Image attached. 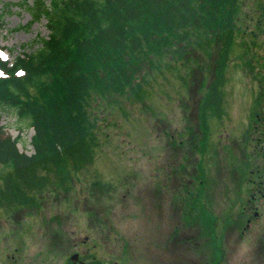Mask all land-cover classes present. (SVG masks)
<instances>
[{"label":"rangeland","instance_id":"obj_1","mask_svg":"<svg viewBox=\"0 0 264 264\" xmlns=\"http://www.w3.org/2000/svg\"><path fill=\"white\" fill-rule=\"evenodd\" d=\"M32 2L0 0V54L9 60L35 50L49 34L46 18L30 23L27 4ZM253 2L247 0L246 11ZM256 31V36L247 35L248 40L255 37L256 43L246 55L238 38L226 72L225 114L208 117L205 152L200 142L201 101L215 78L221 40L212 43L209 55L200 47L184 45L187 50L181 59L167 54L157 68L143 64L138 72L142 87L136 91L138 96L132 90L127 96H116L115 101H96L100 144L94 164L78 174L81 178L74 177L73 184L69 181L67 191L48 190L40 206L0 213V264H70L71 254L85 251L89 244L103 245L114 261L120 258L122 245L114 237L123 234H136L137 239L147 236V240L152 235L173 236L176 264H188L187 258L194 254L187 250L185 237H198L201 232L194 229L199 226L205 235L211 234L207 222L198 217L203 211L199 203H191L198 190L214 213L222 216L217 234H226L231 241L224 263H252L260 255L256 248L264 236V215L253 218L245 233L244 223L235 231L228 221L232 217L237 222L240 197L253 187L243 186L238 167L247 160L251 167L264 164L261 156H251L255 147L264 146V123L249 127L262 90L257 72H264V32ZM244 59L252 61L253 70ZM262 97L259 112L264 117ZM0 114L5 132L20 138V151L32 154L34 128L29 120L20 119L16 110L5 105L0 106ZM201 161L206 175L199 169ZM259 204L264 209V198ZM87 235L96 238L84 242ZM108 235L112 236L109 241ZM147 251L143 250L147 253L144 259Z\"/></svg>","mask_w":264,"mask_h":264},{"label":"trees","instance_id":"obj_2","mask_svg":"<svg viewBox=\"0 0 264 264\" xmlns=\"http://www.w3.org/2000/svg\"><path fill=\"white\" fill-rule=\"evenodd\" d=\"M246 6L247 0H33L27 4L30 23L46 18L49 34L38 48L21 52L14 61L0 56V106L29 120L34 152L20 151V138L5 132L0 114V213L40 206L48 190L67 191L69 181L94 164L100 144L94 103L115 101L132 90L138 96L143 64L157 68L167 54L181 59L187 50L184 45H195L209 55L212 43L221 40L215 78L201 101L200 142L205 152L208 117L225 114L226 72L238 38L246 55L256 43L255 37L248 40L247 35L264 32V0H254L247 11ZM244 61L254 69L252 61ZM257 75L262 90L251 129L258 121L264 123L259 112L264 72ZM251 156L264 161V147H255ZM198 164L206 175L203 161ZM238 168L243 186L249 187L256 178L249 173L264 171V164L251 167L247 160ZM199 201L197 194L191 203ZM208 212L207 226L213 229L215 217Z\"/></svg>","mask_w":264,"mask_h":264},{"label":"flooded vegetation","instance_id":"obj_3","mask_svg":"<svg viewBox=\"0 0 264 264\" xmlns=\"http://www.w3.org/2000/svg\"><path fill=\"white\" fill-rule=\"evenodd\" d=\"M261 198H264V180L263 187L257 188L254 194L251 195V200L253 202H250L249 204H241L239 206L243 208V210L237 212L236 216L240 217L242 215L245 218L237 219V222H233L230 226L233 230L236 231L239 227L238 225L247 218V226H243L242 230V233H245L247 228H249L251 221L253 220L251 217H249L251 214L254 216V219H259L262 215H264V209L261 208V205L259 204V199ZM104 223H107V221H104ZM112 226L113 225L109 223V227ZM192 227L195 226H191L190 228ZM227 227H229V225ZM202 229L203 227L201 226H199L198 229H194L198 230V233L201 232L198 237L195 234L185 237V242L188 244L187 250H191L194 254V256H189L187 258V263L226 264L227 262L224 263V260L229 253L231 244L228 236L226 234L224 236H207L204 234ZM136 237H138L136 234H123L114 237V239H119V241L121 240L122 242L120 254L117 256L120 258H115L114 261H110L111 256L108 257V255H110V251L105 250L103 245L98 246L97 244H89L86 246L85 251L82 252L77 250L71 254L73 256H71L70 264H176V241L174 240L173 236L159 237L158 235H152V239L148 240L147 236L140 237L139 239ZM91 238L95 239L96 237L87 235L84 237V242L89 241ZM100 238H106V236H100ZM107 238L109 241L112 236L108 235ZM160 238L161 240H159ZM209 242L212 244L209 245V249L207 250V243ZM259 243L260 246L256 248V253L257 256L259 254L260 255L257 258L256 256L252 258V263L250 261L248 264H264V236ZM139 244H142L143 247L141 248ZM95 247L100 249L96 251L97 248ZM145 249H147V252H149L147 259L142 257L143 255H147V253L143 252ZM131 255L132 257H130Z\"/></svg>","mask_w":264,"mask_h":264}]
</instances>
